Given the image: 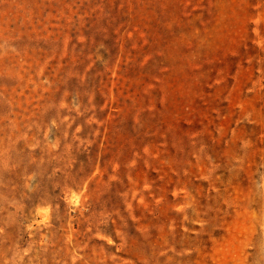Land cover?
Segmentation results:
<instances>
[{
	"label": "rangeland",
	"instance_id": "374dc122",
	"mask_svg": "<svg viewBox=\"0 0 264 264\" xmlns=\"http://www.w3.org/2000/svg\"><path fill=\"white\" fill-rule=\"evenodd\" d=\"M0 264H264V0H0Z\"/></svg>",
	"mask_w": 264,
	"mask_h": 264
}]
</instances>
